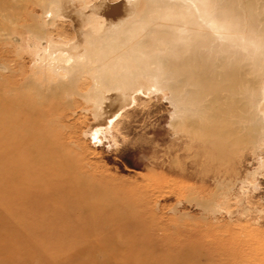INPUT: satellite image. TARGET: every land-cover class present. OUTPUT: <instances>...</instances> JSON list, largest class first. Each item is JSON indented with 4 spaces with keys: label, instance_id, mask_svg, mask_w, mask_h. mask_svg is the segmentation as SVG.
<instances>
[{
    "label": "rangeland",
    "instance_id": "1",
    "mask_svg": "<svg viewBox=\"0 0 264 264\" xmlns=\"http://www.w3.org/2000/svg\"><path fill=\"white\" fill-rule=\"evenodd\" d=\"M100 1L0 0V264H264L262 70L207 51L218 77L238 75L212 121L204 101L178 104L152 82L178 51L139 27L104 43L103 12L124 8ZM133 3L126 23L146 0Z\"/></svg>",
    "mask_w": 264,
    "mask_h": 264
},
{
    "label": "bare ground",
    "instance_id": "2",
    "mask_svg": "<svg viewBox=\"0 0 264 264\" xmlns=\"http://www.w3.org/2000/svg\"><path fill=\"white\" fill-rule=\"evenodd\" d=\"M256 1L258 0H228V5H230V7L227 6V8L224 9L221 6L217 9V11H211L212 5H209L202 0H146L145 8L142 13H140L139 17L129 21V23H126L127 18L132 15L134 16L137 12L136 4L133 3V0L118 1L119 3L117 4H122L121 6L124 8V14L121 13L122 15L113 16L114 11L118 12L117 9H119V6L110 7L103 12L107 18L106 26L104 28L109 35L104 43L109 41H115L114 43H116L119 41L118 36L121 33H125L133 29L136 30L139 27L141 30L145 29V32L149 31V33L152 34V40L156 39L159 41L158 44L155 45L156 49H168L169 47V52L171 49L178 51L179 53L177 54V57L172 59L169 58L170 60L167 59L166 64L162 62L163 65L159 74L151 76L152 82L158 88H169L172 91V98L176 99L178 104L183 102L197 104L204 101L203 103H205L206 107L209 108V111L207 112L211 118L210 120L213 121L219 113L224 114L229 110V106L226 107L227 98L228 95L230 96L233 94L236 89L238 75L236 76L233 75L232 72L225 71L222 73L221 77H218L219 74H217V72L224 68V65L221 61L218 64L216 63L217 65L214 69L210 68L212 63L209 62L210 64L208 65L204 60L207 51L212 50L217 53H228L229 51H232L237 53L238 56L244 55L252 64L261 69L264 75V38H262L264 37V18L260 19L257 17L258 15H262L264 17L263 9L262 12L257 11L260 7L264 8V4H254ZM262 1L264 3V0ZM103 2L104 0L97 4H104L105 2ZM239 6H241L240 8H242V10H238ZM95 10L99 11L98 5H95ZM252 13L253 16L251 15ZM168 14H174L175 16V19L172 21V27L174 30V34H172V36L168 29L162 27V25H168V23H165L163 20V17ZM242 14L250 15V20L252 21L251 25L249 21L245 24L251 27V29L247 27H244L245 29L241 28V25H244V22L240 19ZM248 17L249 16H247V20ZM260 20L261 23H263V27L262 29L256 30L255 25H258ZM75 21L78 22V24L80 22L77 19H75ZM149 33H147V35ZM104 43L102 45H104ZM141 44H143V42ZM107 47L109 46L107 45ZM113 47H115V45ZM94 53L91 57L94 56ZM212 60L214 61V59ZM217 60H219L218 56ZM173 78L174 82L172 81L170 83V79L172 80ZM97 79L100 83L105 85L112 83L113 85L109 87L112 90L124 86L122 83L127 80L121 78V80L119 79L121 81L120 83H113V79H104L103 81L101 77H97ZM139 84L143 86V82L140 78L137 80V85ZM260 85L261 86L258 87L256 91L253 107L256 121L264 126V83ZM182 91L185 92L183 94V98L178 99V96ZM223 91H227V93L230 91V93L226 94L225 97ZM116 92H118V89ZM121 92L119 91L118 95ZM118 95L115 97H118ZM233 95H235V93ZM246 104L247 103H245V105ZM237 115L238 114H236V117ZM231 119L232 118L229 120ZM11 123L16 124L18 123V120H13ZM17 138L18 137L14 135V141L17 140ZM5 151L7 152V150ZM38 152L39 155H42L41 153L43 151L38 150ZM6 160L3 161V165L5 166L9 164L8 161H11L8 158H6Z\"/></svg>",
    "mask_w": 264,
    "mask_h": 264
}]
</instances>
